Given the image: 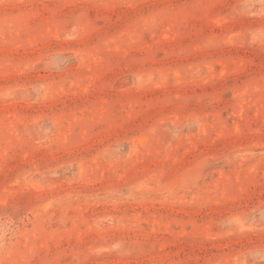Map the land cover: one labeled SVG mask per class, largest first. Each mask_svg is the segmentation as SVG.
I'll list each match as a JSON object with an SVG mask.
<instances>
[{
  "label": "rangeland",
  "instance_id": "rangeland-1",
  "mask_svg": "<svg viewBox=\"0 0 264 264\" xmlns=\"http://www.w3.org/2000/svg\"><path fill=\"white\" fill-rule=\"evenodd\" d=\"M0 264H264V0H0Z\"/></svg>",
  "mask_w": 264,
  "mask_h": 264
}]
</instances>
